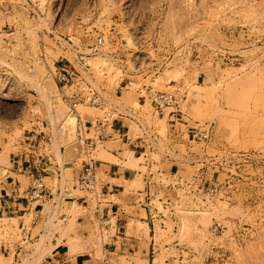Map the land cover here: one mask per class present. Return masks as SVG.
Here are the masks:
<instances>
[{"label": "rangeland", "instance_id": "obj_1", "mask_svg": "<svg viewBox=\"0 0 264 264\" xmlns=\"http://www.w3.org/2000/svg\"><path fill=\"white\" fill-rule=\"evenodd\" d=\"M99 36L87 63L105 106L71 112L55 72ZM146 87L178 91L176 117ZM106 117L122 138L88 150ZM33 132L67 176L0 220V264H264V0H0L1 177ZM90 159L99 198L79 183ZM109 164L133 178L107 188Z\"/></svg>", "mask_w": 264, "mask_h": 264}, {"label": "built area", "instance_id": "obj_2", "mask_svg": "<svg viewBox=\"0 0 264 264\" xmlns=\"http://www.w3.org/2000/svg\"><path fill=\"white\" fill-rule=\"evenodd\" d=\"M106 38L99 36L93 45H86L81 47V51H77L80 58L75 61H69L59 68L55 72V80L57 86L62 92V98L69 106L71 112H75L79 106H89L97 109H103L105 103L101 97L100 90L94 85L90 76V66L87 60L92 56L100 54L102 48L105 46ZM81 70V72L79 71ZM69 91V92H68ZM145 95L143 98L150 101L159 111L170 109V115L176 117L177 110L182 98H180L179 92L176 93H164L155 91L150 87H146L143 92ZM91 132L97 134V138H88L84 140V145L88 150L96 148L98 143H104L113 138V135L119 134V131H115L114 123L108 120V117L103 120H97L96 122L89 123ZM208 132L197 130L194 134V139L208 140ZM30 148L35 149L38 143V134L33 132L29 138ZM96 166L94 161L90 159L88 162H84L82 166V172L79 176V183L81 187L90 195L99 198L103 194V188L99 187V181L97 176ZM32 177V173L29 172ZM34 183L30 190L27 192L30 203L41 202L45 198L44 184L41 179L33 178ZM85 203V202H84Z\"/></svg>", "mask_w": 264, "mask_h": 264}, {"label": "crops", "instance_id": "obj_3", "mask_svg": "<svg viewBox=\"0 0 264 264\" xmlns=\"http://www.w3.org/2000/svg\"><path fill=\"white\" fill-rule=\"evenodd\" d=\"M124 125L116 127L115 131H119V134L113 135V140L122 138V129ZM42 133V132H41ZM30 136L27 137V142H24L22 150L10 155L9 164L10 168L5 176H0V220L5 217L22 218L25 212L32 211L34 205L28 200L27 192L30 189V182L32 178L41 179L46 185V192L49 198L53 195L48 185L49 181L58 178H62L63 175L67 176V170L63 172L60 165L56 164L50 156H39L34 149L30 148L29 142ZM39 139V136H38ZM111 139V140H112ZM121 146V151L124 150V145ZM102 171L97 167V172ZM32 173V177L29 175ZM79 170L72 171L70 177L74 180L78 178ZM107 177L105 185L107 188L122 187V181H128L133 178V172L123 170L119 165H107L106 166ZM117 189V188H116ZM121 191V190H119ZM82 202L85 201L84 198ZM119 242H116L118 244ZM130 243L128 246L129 252L135 251L136 245Z\"/></svg>", "mask_w": 264, "mask_h": 264}, {"label": "bare ground", "instance_id": "obj_4", "mask_svg": "<svg viewBox=\"0 0 264 264\" xmlns=\"http://www.w3.org/2000/svg\"><path fill=\"white\" fill-rule=\"evenodd\" d=\"M27 78V80L29 81V82H31L33 85H34V87L35 88H38V90L42 93V95H43V97L45 98V101H46V103H47V105H48V110H49V113H50V116H51V118L55 121V122H57V119L59 120V115H58V113H60V111L58 112V110L57 111H54V109H53V107L51 106V104H52V97L48 94V93H45V91L42 89V86L34 79L33 80V78L32 77H30V76H28V77H26ZM77 110V109H76ZM76 112V111H75ZM60 116H61V113H60ZM61 118V117H60ZM58 128V130L60 129V127L58 126L57 127Z\"/></svg>", "mask_w": 264, "mask_h": 264}]
</instances>
